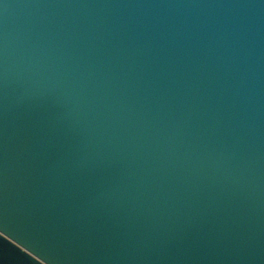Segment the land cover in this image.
I'll list each match as a JSON object with an SVG mask.
<instances>
[{
  "label": "water",
  "instance_id": "water-1",
  "mask_svg": "<svg viewBox=\"0 0 264 264\" xmlns=\"http://www.w3.org/2000/svg\"><path fill=\"white\" fill-rule=\"evenodd\" d=\"M0 264H264V0H0Z\"/></svg>",
  "mask_w": 264,
  "mask_h": 264
}]
</instances>
